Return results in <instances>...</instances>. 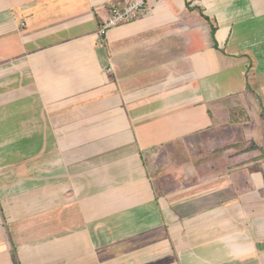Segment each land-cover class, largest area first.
Here are the masks:
<instances>
[{
  "label": "crops",
  "instance_id": "obj_1",
  "mask_svg": "<svg viewBox=\"0 0 264 264\" xmlns=\"http://www.w3.org/2000/svg\"><path fill=\"white\" fill-rule=\"evenodd\" d=\"M121 1L0 0V264H264V0Z\"/></svg>",
  "mask_w": 264,
  "mask_h": 264
},
{
  "label": "built area",
  "instance_id": "obj_2",
  "mask_svg": "<svg viewBox=\"0 0 264 264\" xmlns=\"http://www.w3.org/2000/svg\"><path fill=\"white\" fill-rule=\"evenodd\" d=\"M150 11L147 0H122L112 2L109 7L108 17L102 22L98 29L101 38L107 31L125 21H131L146 15Z\"/></svg>",
  "mask_w": 264,
  "mask_h": 264
},
{
  "label": "rangeland",
  "instance_id": "obj_3",
  "mask_svg": "<svg viewBox=\"0 0 264 264\" xmlns=\"http://www.w3.org/2000/svg\"><path fill=\"white\" fill-rule=\"evenodd\" d=\"M228 113H229V117H232V114L235 115L236 113H239V110H234V109L230 108ZM214 127H215V129H214ZM212 129L213 130H211V131H201L200 132L201 137H203V140H205L204 145H201V148L203 150H206L207 147H209L208 145L205 144V143L209 142L208 137H212L213 135L215 137V133L218 137L228 136L229 140H232L233 143L235 141L238 142L240 144V146L246 145V141L244 139H242V137L240 136V131H239L240 128H239V125H237V124L232 126L228 123H225V124L224 123H219V124L217 123L216 126L212 127ZM221 150H218V151L220 152ZM198 156L200 157L201 155L199 154ZM168 161L169 160H167V159L161 160V159H159V157H156V162L158 163V167H161V165H166ZM155 168H156V166H155Z\"/></svg>",
  "mask_w": 264,
  "mask_h": 264
},
{
  "label": "trees",
  "instance_id": "obj_4",
  "mask_svg": "<svg viewBox=\"0 0 264 264\" xmlns=\"http://www.w3.org/2000/svg\"><path fill=\"white\" fill-rule=\"evenodd\" d=\"M214 30H215V26L212 25V32H214ZM263 120H264V116H263Z\"/></svg>",
  "mask_w": 264,
  "mask_h": 264
}]
</instances>
